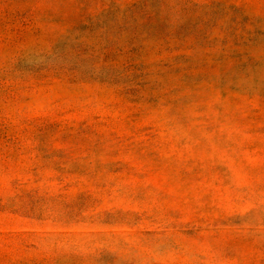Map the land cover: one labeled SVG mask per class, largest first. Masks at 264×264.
<instances>
[{
	"label": "rangeland",
	"instance_id": "374dc122",
	"mask_svg": "<svg viewBox=\"0 0 264 264\" xmlns=\"http://www.w3.org/2000/svg\"><path fill=\"white\" fill-rule=\"evenodd\" d=\"M0 264H264V0H0Z\"/></svg>",
	"mask_w": 264,
	"mask_h": 264
}]
</instances>
